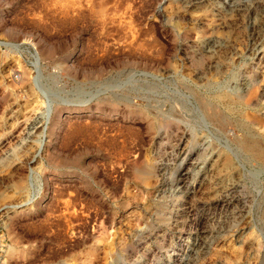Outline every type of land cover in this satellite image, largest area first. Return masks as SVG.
Segmentation results:
<instances>
[{"label": "rangeland", "instance_id": "rangeland-1", "mask_svg": "<svg viewBox=\"0 0 264 264\" xmlns=\"http://www.w3.org/2000/svg\"><path fill=\"white\" fill-rule=\"evenodd\" d=\"M0 264H264V0H0Z\"/></svg>", "mask_w": 264, "mask_h": 264}, {"label": "water", "instance_id": "water-1", "mask_svg": "<svg viewBox=\"0 0 264 264\" xmlns=\"http://www.w3.org/2000/svg\"><path fill=\"white\" fill-rule=\"evenodd\" d=\"M0 43H2V42H0Z\"/></svg>", "mask_w": 264, "mask_h": 264}]
</instances>
